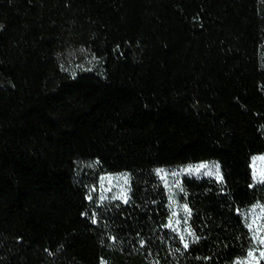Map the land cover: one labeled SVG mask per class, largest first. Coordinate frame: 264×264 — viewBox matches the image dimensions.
<instances>
[{
  "label": "trees",
  "instance_id": "1",
  "mask_svg": "<svg viewBox=\"0 0 264 264\" xmlns=\"http://www.w3.org/2000/svg\"><path fill=\"white\" fill-rule=\"evenodd\" d=\"M257 153L264 0H0V264H234ZM204 160L185 248L156 168ZM123 170L127 202L92 198Z\"/></svg>",
  "mask_w": 264,
  "mask_h": 264
},
{
  "label": "rangeland",
  "instance_id": "2",
  "mask_svg": "<svg viewBox=\"0 0 264 264\" xmlns=\"http://www.w3.org/2000/svg\"><path fill=\"white\" fill-rule=\"evenodd\" d=\"M201 164L206 165V167L196 170V167ZM189 168L193 169V171H187ZM252 169L255 182L264 181V153L253 155ZM156 172L166 184L169 192L171 215L168 225L179 234L180 238L183 237L182 241L187 244L192 238V235H189V232H192V230L189 224V207L185 202L180 200V196L184 191L183 178L186 175H207L220 179L222 176L220 164L217 160L178 163L159 166L156 168ZM130 188L131 174L129 171L123 170L104 173L101 175L99 185L94 191L92 198L99 201L114 199L125 201V199L128 200ZM241 212L247 225L252 224L253 229H255L257 225L264 226L263 203L257 202L252 204L244 208ZM257 217L260 218L257 219ZM253 221H255V223H253ZM251 233L253 236V231H251ZM255 246L256 242L254 241V247L250 251H252ZM257 259L259 260V264L264 262V259H259L258 252ZM237 262H243V264H257V260H253L249 256L237 260L234 264H237Z\"/></svg>",
  "mask_w": 264,
  "mask_h": 264
},
{
  "label": "snow or ice",
  "instance_id": "3",
  "mask_svg": "<svg viewBox=\"0 0 264 264\" xmlns=\"http://www.w3.org/2000/svg\"><path fill=\"white\" fill-rule=\"evenodd\" d=\"M203 167H206V165L201 164L196 167V170H199V168H203ZM187 171L191 172L193 171V169L189 168ZM125 202H127L126 199H125ZM259 218L260 217H257V219ZM253 223H255V221H253ZM248 227L254 233L252 236V240L256 242L255 248L252 251H249L248 256L252 258L253 260H257V264H259V260L257 259V252L259 253V259H264V226L257 225V227L253 229L252 224H248ZM189 235L194 236L195 234L192 232H189ZM181 239H183V237H181ZM196 239H199V238L197 237ZM184 247L187 248L188 244H185ZM237 264H243V262H237Z\"/></svg>",
  "mask_w": 264,
  "mask_h": 264
}]
</instances>
